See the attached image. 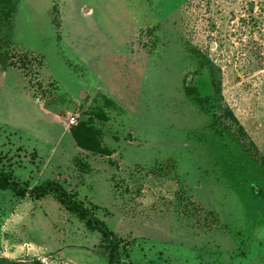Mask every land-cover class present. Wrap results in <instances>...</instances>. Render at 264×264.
Segmentation results:
<instances>
[{
    "label": "rangeland",
    "instance_id": "obj_1",
    "mask_svg": "<svg viewBox=\"0 0 264 264\" xmlns=\"http://www.w3.org/2000/svg\"><path fill=\"white\" fill-rule=\"evenodd\" d=\"M0 59V171L95 205L126 264H264V0H18ZM0 258L108 264L10 191Z\"/></svg>",
    "mask_w": 264,
    "mask_h": 264
},
{
    "label": "trees",
    "instance_id": "obj_2",
    "mask_svg": "<svg viewBox=\"0 0 264 264\" xmlns=\"http://www.w3.org/2000/svg\"><path fill=\"white\" fill-rule=\"evenodd\" d=\"M18 0H0V8L8 10L11 14L15 11ZM4 63L0 59V64ZM230 177L237 178V172L231 168L229 170ZM0 191H10L17 197H30L35 200L42 199L47 196H52L59 205L68 213L74 215L85 229L90 232H96L100 238V244L107 252L108 264H126L122 262V257L126 252L128 244L123 239L117 237L106 224L98 219L95 211L98 209L95 205L85 204L76 199L74 194L68 193L58 182L46 180L31 188L20 185L15 181L10 174L0 171ZM0 264H40L37 260H19L10 261L5 258H0Z\"/></svg>",
    "mask_w": 264,
    "mask_h": 264
},
{
    "label": "built area",
    "instance_id": "obj_3",
    "mask_svg": "<svg viewBox=\"0 0 264 264\" xmlns=\"http://www.w3.org/2000/svg\"><path fill=\"white\" fill-rule=\"evenodd\" d=\"M76 118H74V117H70V118H68V120H67V124H68V126H75L76 125ZM42 263H44V260H42L41 261Z\"/></svg>",
    "mask_w": 264,
    "mask_h": 264
},
{
    "label": "crops",
    "instance_id": "obj_4",
    "mask_svg": "<svg viewBox=\"0 0 264 264\" xmlns=\"http://www.w3.org/2000/svg\"><path fill=\"white\" fill-rule=\"evenodd\" d=\"M74 189V188H73ZM73 193H75V190L72 191Z\"/></svg>",
    "mask_w": 264,
    "mask_h": 264
}]
</instances>
